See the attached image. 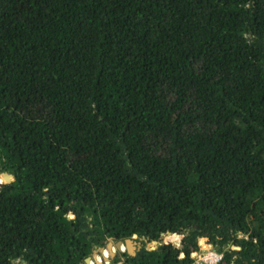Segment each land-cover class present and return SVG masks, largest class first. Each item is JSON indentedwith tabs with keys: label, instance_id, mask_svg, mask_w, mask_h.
Returning <instances> with one entry per match:
<instances>
[{
	"label": "trees",
	"instance_id": "16d2710c",
	"mask_svg": "<svg viewBox=\"0 0 264 264\" xmlns=\"http://www.w3.org/2000/svg\"><path fill=\"white\" fill-rule=\"evenodd\" d=\"M3 173L0 264H264V0H0Z\"/></svg>",
	"mask_w": 264,
	"mask_h": 264
},
{
	"label": "water",
	"instance_id": "95a60500",
	"mask_svg": "<svg viewBox=\"0 0 264 264\" xmlns=\"http://www.w3.org/2000/svg\"><path fill=\"white\" fill-rule=\"evenodd\" d=\"M2 177L0 178V185H4L5 183H9L11 181H13V176L9 173H3L1 175ZM202 239H206L207 238H202ZM200 239V240H202ZM113 245H115V247L117 248V250L119 252H125L124 250V246L126 247V250L131 254V255H135L136 254V249H139L140 246H137L135 241H133L132 239H126L125 241L123 240H118L115 244H113V242L107 244V249H111L113 247ZM104 249L105 248H98L95 250L93 256L90 255L89 257L86 258L85 263L86 264H90V262H92L93 260L96 262V264H102V262H99L97 260V256L99 257V254H101L102 256L104 255ZM117 255V252L114 250V252H112L111 254V258L108 259V264H113L111 261L112 259ZM185 256V255H183Z\"/></svg>",
	"mask_w": 264,
	"mask_h": 264
},
{
	"label": "built area",
	"instance_id": "2783aa9c",
	"mask_svg": "<svg viewBox=\"0 0 264 264\" xmlns=\"http://www.w3.org/2000/svg\"><path fill=\"white\" fill-rule=\"evenodd\" d=\"M179 242H174L176 245H180L181 239L180 237L178 238ZM223 259V254L219 253L213 249L204 251L201 253L197 258H194V263L195 264H219L222 262ZM94 261H92L93 263Z\"/></svg>",
	"mask_w": 264,
	"mask_h": 264
},
{
	"label": "rangeland",
	"instance_id": "374dc122",
	"mask_svg": "<svg viewBox=\"0 0 264 264\" xmlns=\"http://www.w3.org/2000/svg\"><path fill=\"white\" fill-rule=\"evenodd\" d=\"M1 177H2V176H0V178H1ZM178 238H179V237H177V235H174V236H173V235H170V236H169V239H170L171 241H174V242H179V241H178ZM111 242H113V244L116 243L115 241H111V240H110V241L108 242V244L111 243ZM137 244H138V243H137ZM199 245H200V250L197 252V253H198V256H199L201 253H203L204 251H207V250H210V251H211V249L215 250V249H214V246H213L211 243H209V242H208V245H209V246H205V247H207L206 249H204V247L201 246V242H200V240H199ZM149 246H152V247L154 246V247H155V242L150 243ZM100 248H101V247H100ZM102 248L107 249V245H106L105 247H102ZM112 248H114V250L117 252V254L119 253V251L117 250V248L115 247V245H113ZM112 248H111V249H112ZM96 249H98V248H96ZM96 249H94V251H93V253H92V256H93V254H94V252H95ZM124 249H126L125 246H124ZM107 250H109V249H107ZM125 251H126V250H125ZM183 255H185V254L182 253V256H183ZM99 256L102 257L101 254H99ZM198 256H197V257H198ZM105 258H106V257H105ZM110 258H111V256H110ZM111 262H112V261H111ZM108 263H109L108 260H103V263H102V264H108ZM84 264H86V263H84ZM93 264H96V262L94 261Z\"/></svg>",
	"mask_w": 264,
	"mask_h": 264
},
{
	"label": "bare ground",
	"instance_id": "6f19581e",
	"mask_svg": "<svg viewBox=\"0 0 264 264\" xmlns=\"http://www.w3.org/2000/svg\"><path fill=\"white\" fill-rule=\"evenodd\" d=\"M202 247H204V249H206L207 247H205V246H202ZM197 256H198V254H197ZM197 256H196V258H197ZM105 258V257H104Z\"/></svg>",
	"mask_w": 264,
	"mask_h": 264
},
{
	"label": "flooded vegetation",
	"instance_id": "af4514ba",
	"mask_svg": "<svg viewBox=\"0 0 264 264\" xmlns=\"http://www.w3.org/2000/svg\"><path fill=\"white\" fill-rule=\"evenodd\" d=\"M123 241H125V240H123ZM135 243H136V245H137V246H140V245H138V244H137V242H136V241H135ZM136 251H137V249H136Z\"/></svg>",
	"mask_w": 264,
	"mask_h": 264
},
{
	"label": "clouds",
	"instance_id": "9594fccd",
	"mask_svg": "<svg viewBox=\"0 0 264 264\" xmlns=\"http://www.w3.org/2000/svg\"><path fill=\"white\" fill-rule=\"evenodd\" d=\"M178 237V236H177ZM124 250H126V249H124ZM216 251V250H215ZM198 252V251H197ZM94 261V260H93Z\"/></svg>",
	"mask_w": 264,
	"mask_h": 264
}]
</instances>
